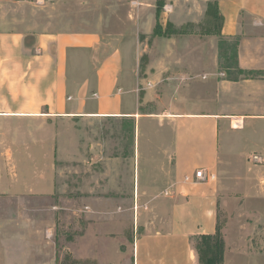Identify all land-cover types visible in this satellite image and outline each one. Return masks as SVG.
<instances>
[{"label":"crops","instance_id":"crops-1","mask_svg":"<svg viewBox=\"0 0 264 264\" xmlns=\"http://www.w3.org/2000/svg\"><path fill=\"white\" fill-rule=\"evenodd\" d=\"M156 1L125 0V16L110 4L111 19L114 12L121 16L119 30L106 17L95 27L66 24L51 30L40 24L26 30L19 22L0 19V178L8 189L5 198L18 196L8 165L53 164L59 125L71 119L133 118L138 135L152 134L148 125L157 123L162 139L142 141L141 148L158 145L170 152L171 163L154 179L171 185L160 190L151 182L148 191L143 189L141 175H152L138 163L136 189L138 199L139 194L164 198L157 205L168 216L137 227L133 264H199L195 241L216 232L220 201L229 194L225 178L233 175L230 164L256 151L264 156V0H216L218 37L237 40L238 69L255 75L210 70L177 86L172 98L161 89L159 103L170 99L155 113L141 110L155 93L149 89L152 83L140 87L131 43L135 31L154 30ZM139 146L138 139V151ZM22 149L35 152L25 156ZM201 168L216 179H197ZM1 208L8 213H0V264H54L51 220L27 214L28 206Z\"/></svg>","mask_w":264,"mask_h":264},{"label":"rangeland","instance_id":"rangeland-1","mask_svg":"<svg viewBox=\"0 0 264 264\" xmlns=\"http://www.w3.org/2000/svg\"><path fill=\"white\" fill-rule=\"evenodd\" d=\"M124 3L125 0L82 4L76 0H0V19L19 22L26 30L37 29L38 24L45 30L61 29L66 24L85 29L95 27L100 18L113 21L110 4L125 16ZM155 5L157 11V1ZM158 21L159 32L156 13L154 30L135 31L131 43L138 56L135 74L141 80L140 87L152 83L149 89L155 93L145 98L142 112H158L177 86L210 70L221 71L227 63L219 46L221 21L216 0H165ZM113 22L115 29H121L120 14L114 12ZM104 33L106 37L114 36V31ZM225 40L230 45L235 41ZM127 63L131 64L129 58ZM161 89L169 94L164 104L156 95ZM145 91L140 92L141 97ZM137 124L127 117L71 119L69 124L59 125L60 145L55 147L53 164L8 165L18 196L5 198L8 189L0 178L1 210L5 205L28 206L27 214L51 220L48 226L52 227L54 264H133L137 227L140 230L144 224L168 216L157 205L164 198L137 197L139 164L147 176L152 175L147 179L141 175V187L148 191L147 185L152 182L153 188L162 190L169 188L170 182L155 183L154 177L163 171L165 163H171L172 156L158 145L142 144L141 148L142 141L152 137L161 140L162 133L153 123L148 125L152 134L138 135ZM34 152L35 149H22L25 156ZM42 154L48 156L47 152ZM252 154L230 164L233 175L228 172L225 178L229 194L221 199L218 211L226 239L224 264H264V161H250Z\"/></svg>","mask_w":264,"mask_h":264},{"label":"trees","instance_id":"trees-1","mask_svg":"<svg viewBox=\"0 0 264 264\" xmlns=\"http://www.w3.org/2000/svg\"><path fill=\"white\" fill-rule=\"evenodd\" d=\"M165 5V0H157V25L156 31H160V23L158 21L159 14L162 7ZM217 12V10H216ZM220 21H221V17ZM220 51L224 56L227 63L223 66L229 73H233V69H238L237 65V48L238 42L234 41L232 45L227 43L225 39L222 38L220 41ZM240 73L252 74L253 72H245L238 69ZM195 248L198 254L199 264H224L225 252H226V239L222 232V229L218 223L216 232L214 234H202L196 238Z\"/></svg>","mask_w":264,"mask_h":264},{"label":"built area","instance_id":"built-area-1","mask_svg":"<svg viewBox=\"0 0 264 264\" xmlns=\"http://www.w3.org/2000/svg\"><path fill=\"white\" fill-rule=\"evenodd\" d=\"M148 85H151V83H149ZM252 160H254L255 162L258 163H262L264 161V156L259 154V153H254L252 155ZM195 177L199 180H206V179H211V180H215L216 179V175L215 174H207L206 173V169H198L195 172ZM187 181L189 180V177L185 178Z\"/></svg>","mask_w":264,"mask_h":264}]
</instances>
